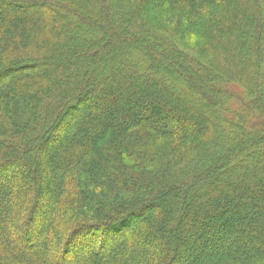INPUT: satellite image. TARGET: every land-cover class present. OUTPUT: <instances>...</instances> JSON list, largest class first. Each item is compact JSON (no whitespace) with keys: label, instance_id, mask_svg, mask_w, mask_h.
<instances>
[{"label":"trees","instance_id":"obj_1","mask_svg":"<svg viewBox=\"0 0 264 264\" xmlns=\"http://www.w3.org/2000/svg\"><path fill=\"white\" fill-rule=\"evenodd\" d=\"M0 180V264H264V0H0Z\"/></svg>","mask_w":264,"mask_h":264},{"label":"rangeland","instance_id":"obj_2","mask_svg":"<svg viewBox=\"0 0 264 264\" xmlns=\"http://www.w3.org/2000/svg\"><path fill=\"white\" fill-rule=\"evenodd\" d=\"M180 45L182 46V48L183 49H185V50H187L190 54H193L194 53V51L192 50V49H189L190 48V46H188L187 45V43H186V45H183V44H181L180 43ZM236 103V104H235ZM230 104V105H229ZM231 105L233 106V108H235L236 106H240V104L238 103L237 104V101L234 99L233 101H232V103H231V101L229 100L228 101V106H230L231 107ZM226 107V108H224V110L225 111H228V112H230V109L231 108H229V107ZM233 121V120H232ZM232 127H230V129H235L236 130V128H238V125H237V123L236 122H234L233 121V123H231L230 124ZM224 126L226 127V128H228V126H227V124H225L224 123ZM229 129V128H228ZM213 131L215 132V129H213ZM238 134V133H237ZM237 134H236V132L234 133V134H232V133H228L227 134V139L228 138H233L234 139V135H236V137H237ZM240 138V137H239ZM247 140H249V139H247ZM248 143H249V141H248ZM51 150H53V145L52 146H46V148L44 149L43 148V150L41 151V152H39L38 153V149H36L35 148V150L33 151V155H31V156H34V159L36 158V156L37 157H46V155L49 153V151H51ZM32 166V165H31ZM18 169L16 168V169H13L12 171L10 170L9 172H7L6 173V175L5 176H9V175H12V174H17V171ZM42 171L43 170H41L40 168H38L37 167V169H36V167H35V171H34V167H33V170H31V175L32 176H30L29 177V179L31 180V181H33V178H35L36 176L37 177H40V174H42ZM47 174H49V171H48V173ZM5 176H2V177H5ZM32 178V179H31ZM29 180V181H30ZM0 184H1V180H0ZM148 195V194H147ZM179 196H180V193H178V194H174V196L173 197H178L179 198ZM166 204H164V206H165ZM164 206H163V204H161V203H158V205L157 206H154L153 207V209H152V211H156V210H160V209H163L164 208ZM146 221V220H145ZM174 227V226H173ZM173 231H174V229H173ZM232 246V245H231ZM31 249H38L39 250V247H29V248H27V247H24V251H30ZM40 249H41V247H40ZM108 249V248H107ZM107 249H101V250H86V251H84V253H82V254H80L79 256H78V259H81V258H84V257H86L87 255H89L90 253H93L92 251H94V252H96L97 253V255H100V254H103L104 252H106L107 251ZM110 250V249H109ZM219 250L220 251H218V252H220V254H221V252H222V250H224V248L223 247H221V248H219ZM218 256H216L215 258H213V260H215L216 258H217ZM77 259V258H76ZM202 264H206V261H204V262H202Z\"/></svg>","mask_w":264,"mask_h":264}]
</instances>
